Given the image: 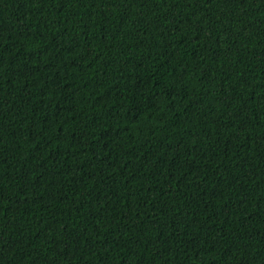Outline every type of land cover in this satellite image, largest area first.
<instances>
[{
    "label": "trees",
    "instance_id": "16d2710c",
    "mask_svg": "<svg viewBox=\"0 0 264 264\" xmlns=\"http://www.w3.org/2000/svg\"><path fill=\"white\" fill-rule=\"evenodd\" d=\"M0 264H264V0H0Z\"/></svg>",
    "mask_w": 264,
    "mask_h": 264
}]
</instances>
